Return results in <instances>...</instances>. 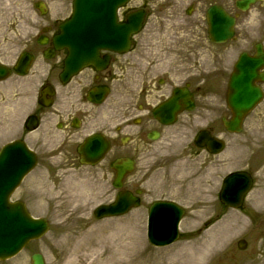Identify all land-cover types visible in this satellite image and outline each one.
<instances>
[{"label": "flooded vegetation", "instance_id": "1", "mask_svg": "<svg viewBox=\"0 0 264 264\" xmlns=\"http://www.w3.org/2000/svg\"><path fill=\"white\" fill-rule=\"evenodd\" d=\"M176 1H182L185 6L187 27L198 30L201 47L214 64L220 65L214 66L215 70L222 69V50L226 45L235 50L232 69L242 52L252 56L257 45L264 51L263 40L253 41L247 31L238 30L239 18L249 11H240L236 0H141L137 8L127 5L119 11L121 20L135 9L145 12L141 29L131 37L128 50L101 49L100 60L108 55L106 64L87 65L63 81L60 74L66 50L55 51L51 58L44 56L45 50L52 47L59 18L40 23L33 37L30 1L7 3V17L1 19L0 15V63L10 73L1 81L27 85L28 73L21 75L20 68L17 71L15 68L18 55L29 52L34 57L30 69L34 67L44 75L37 96L42 87H54V106L36 104L31 113L39 119L41 134L31 147L48 151L40 162L54 166L51 170L55 175H63L70 169L76 171L80 180L97 174L108 186V194L112 190L116 193L115 164L121 167L122 160H130L132 168L121 178L122 189L134 193L139 190L142 205L153 199H166L186 212L191 208L192 193L202 199L208 195L218 198L224 178V149L210 151L204 143L206 136L202 144H197L195 139L199 131L223 139V134L228 132L224 119H230L232 113L219 79L201 78L192 84L188 63L192 51L178 54L182 61L176 62L175 39L160 36L165 30L157 28L159 20L157 24L149 21L151 17L170 20ZM258 5L264 6V2ZM211 6L222 7L235 18L234 35L225 43H215L208 37L207 11ZM38 40L46 43L39 44ZM43 64L46 67L42 70ZM38 65L39 70L35 67ZM175 88L192 94V108H187L189 97L184 93L172 109L158 108L169 100ZM91 136L98 140L92 148L104 147V153L97 164L83 165L76 148ZM46 145L49 149H45ZM216 204L218 209L224 208L222 203Z\"/></svg>", "mask_w": 264, "mask_h": 264}, {"label": "rangeland", "instance_id": "2", "mask_svg": "<svg viewBox=\"0 0 264 264\" xmlns=\"http://www.w3.org/2000/svg\"><path fill=\"white\" fill-rule=\"evenodd\" d=\"M11 1L27 2L9 0ZM29 1L32 35L39 24L50 21L51 16L65 17L70 13L71 0H43L50 11L43 16L33 8L34 0ZM136 2L137 0L131 1ZM5 3L7 0H0L1 19L6 18L9 13L4 7ZM183 7L181 1H176L174 16H170V20L159 19V29L175 38L173 44L176 62L182 61L178 54H186L188 49L192 51L191 62L186 61L191 65L192 83L201 78H218L225 93L235 50L231 45L224 46L222 69L215 70L214 66L220 65L214 64L207 56V51L201 47L200 39L197 38L198 30H192L185 24ZM150 21L155 22L156 19L151 18ZM239 22L240 32L247 31L253 41L261 39L264 44V6L255 5L249 12L241 15ZM42 66L46 67L45 64ZM33 72L29 78L33 76ZM39 75L35 76V85ZM11 82V85H0V146L17 135L16 123L23 118L20 109L28 104L30 107V100L34 99L37 90L34 88L33 91L32 88L34 95H30L29 82L28 95L23 86H19L16 81ZM262 86L264 88V83ZM223 136L228 143L222 165L224 171L248 167L254 175L255 183L243 208H224L218 214L216 199L209 197L207 211L201 217L206 200L192 193L191 211L186 212L181 219L179 239L170 245L155 247L146 237L147 204L124 215L95 219L93 208L112 199L113 190L108 194V186L96 174L90 178L86 176L78 182L76 175L57 176L51 170L47 171L50 166L40 163L25 178L13 197L26 200L34 216L46 217L50 221L49 231L41 238L30 241L14 257L0 261V264H30L33 252L41 253L45 264H127L126 247H129L133 239L139 241L141 257L160 264L173 257L185 260L187 252L196 258L201 255L204 245L214 237L224 238V242L206 257L204 264H264V98L246 117L240 133H225ZM54 183L56 186L53 189ZM206 219H210L208 225L204 224ZM241 237L248 241L244 250L236 248V241Z\"/></svg>", "mask_w": 264, "mask_h": 264}, {"label": "water", "instance_id": "3", "mask_svg": "<svg viewBox=\"0 0 264 264\" xmlns=\"http://www.w3.org/2000/svg\"><path fill=\"white\" fill-rule=\"evenodd\" d=\"M126 1L74 0L71 16L60 25L59 33L53 38L56 49L62 47L68 49L65 59L66 75L76 71L84 63L97 61L98 48L121 50L128 44L130 33L139 28L142 13H132L125 22L118 23L117 7ZM254 1L238 0L237 6L244 9ZM214 9L210 10V14ZM40 10L42 11L41 8ZM213 14L215 15L209 18L210 37L215 41L226 40L233 32V18L221 9L215 10ZM28 62L29 56H25L23 65H28ZM262 64L263 60L257 56L246 58L242 55L237 62L228 85V104L234 112V118L226 125L227 128L236 127L238 130L237 126L242 116L260 99L261 91L253 86L252 81L257 77L258 68ZM5 73L6 71L0 67V78ZM96 153L98 152L94 150L87 151L88 157H96ZM34 163L35 155L21 140L8 143L0 150V259L14 255L29 239L39 238L48 229L47 220L33 218L23 202H9V194ZM250 184L251 178L246 172L229 174L225 178L221 200L225 204L239 206ZM114 185L119 186V181L116 180ZM137 204L136 196L129 191H121L113 203L98 206L94 210V215L101 218L122 214L130 206ZM157 205L150 209L147 236L151 243L163 245L178 236L177 224L181 213L174 208L176 213L172 214L171 209H161ZM238 244L242 248L245 246V241L241 240ZM32 264H44L39 253L32 256Z\"/></svg>", "mask_w": 264, "mask_h": 264}, {"label": "bare ground", "instance_id": "4", "mask_svg": "<svg viewBox=\"0 0 264 264\" xmlns=\"http://www.w3.org/2000/svg\"><path fill=\"white\" fill-rule=\"evenodd\" d=\"M224 242V238H216L214 237L212 241L207 242L204 245V250L201 252V255H198L196 258L194 255H190V252H187L186 255L188 257L185 260H179L180 257H173L169 260L161 262L160 264H204L206 257L217 248L219 245ZM127 250V257L126 262L127 264H157L155 261L151 262L146 258L141 257V252L139 249V241L133 239L129 243V247H126ZM120 264V263H119Z\"/></svg>", "mask_w": 264, "mask_h": 264}]
</instances>
